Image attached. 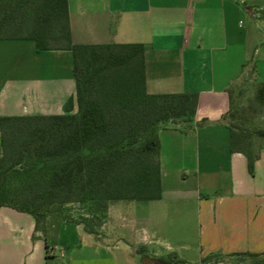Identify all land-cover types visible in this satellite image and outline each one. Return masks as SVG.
I'll list each match as a JSON object with an SVG mask.
<instances>
[{"label":"crops","instance_id":"1","mask_svg":"<svg viewBox=\"0 0 264 264\" xmlns=\"http://www.w3.org/2000/svg\"><path fill=\"white\" fill-rule=\"evenodd\" d=\"M67 1L73 43H142L147 90L196 92L197 112L160 128L161 198L110 201L95 232L60 209L38 226L4 206L0 264H238L235 253H263L264 138L252 173L231 150L228 115L246 79L264 83V0ZM76 94L71 49L0 39V118L62 114L70 100L77 113Z\"/></svg>","mask_w":264,"mask_h":264},{"label":"trees","instance_id":"2","mask_svg":"<svg viewBox=\"0 0 264 264\" xmlns=\"http://www.w3.org/2000/svg\"><path fill=\"white\" fill-rule=\"evenodd\" d=\"M0 39L71 49L79 108L70 112V100L62 114L1 116L0 209L28 212L38 226L60 209L95 232L110 201L162 197L159 131L169 121L194 119L196 92L150 93L142 43H73L67 0H0ZM258 98L264 103V83ZM230 128L231 150L247 156L253 173L262 145L245 143L244 134ZM256 135L264 138V128ZM70 202L88 204L99 225L67 213ZM234 255L238 264H264V252Z\"/></svg>","mask_w":264,"mask_h":264},{"label":"rangeland","instance_id":"3","mask_svg":"<svg viewBox=\"0 0 264 264\" xmlns=\"http://www.w3.org/2000/svg\"><path fill=\"white\" fill-rule=\"evenodd\" d=\"M260 84L254 79H246L241 86L234 92V100L232 108L228 115L230 124H232L241 134H244V142L251 143L255 146L260 145V138L256 135L257 130L264 128V103L258 98V90ZM170 124V121L165 123ZM162 126V125H161ZM160 126V127H161ZM251 133L249 136L247 134ZM256 149L255 147H253ZM142 201H134V204H143ZM88 204L80 202H70L64 206L67 213L74 215L76 218L80 216H89ZM93 225H99L100 217L91 218ZM99 226L97 227V229ZM81 242L80 240H77ZM248 261L255 262L253 258L246 257Z\"/></svg>","mask_w":264,"mask_h":264}]
</instances>
